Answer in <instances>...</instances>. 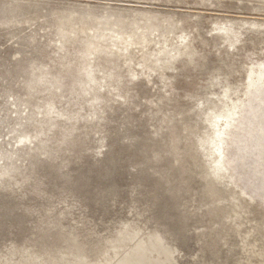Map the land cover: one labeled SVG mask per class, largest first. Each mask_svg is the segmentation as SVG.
I'll list each match as a JSON object with an SVG mask.
<instances>
[{
	"label": "rangeland",
	"instance_id": "1",
	"mask_svg": "<svg viewBox=\"0 0 264 264\" xmlns=\"http://www.w3.org/2000/svg\"><path fill=\"white\" fill-rule=\"evenodd\" d=\"M262 23L264 0H0V256L56 264L72 238L130 249L114 232L133 223L163 234L176 264H264ZM253 91L259 112L242 114ZM209 103L233 107L230 129ZM249 133V154L226 156L239 185L220 180L212 199L203 167ZM234 223L215 259L205 230Z\"/></svg>",
	"mask_w": 264,
	"mask_h": 264
},
{
	"label": "bare ground",
	"instance_id": "2",
	"mask_svg": "<svg viewBox=\"0 0 264 264\" xmlns=\"http://www.w3.org/2000/svg\"><path fill=\"white\" fill-rule=\"evenodd\" d=\"M254 24H256L255 22H252ZM263 25L260 27V28H263V31H264V23H262ZM254 27V26H253ZM136 37V36H135ZM137 39H134L133 37V41L132 42H136ZM125 42H127V40H125ZM257 92V91H256ZM255 95V92H251L249 93L248 95L246 96H242V99H241V102H240V112L243 114L244 111L246 109H251V111H253L254 114H256L255 112L258 111V106L253 108L250 106V101L251 99L254 97ZM246 99V100H245ZM250 100V101H249ZM255 102V101H254ZM263 103V102H262ZM212 104H207L206 107L209 109L208 111L211 112V115H219L221 113L222 115V127H224L225 123L224 121H227L229 123V120L231 119V109H233V107H231L230 111H227L226 113H222L220 111V108L221 107H216V109H213L212 107ZM251 107V108H250ZM264 108V107H263ZM263 110V109H262ZM261 110V111H262ZM259 112V111H258ZM252 114V113H251ZM260 114V113H259ZM240 115V114H239ZM257 116V115H256ZM262 120H260V118H258V120L260 121L261 123V132L256 136V138L251 135V133L248 134V137L246 138V140L244 141V143L242 142L241 145L237 144L238 141L237 139L234 140V139H231V138H228L223 141V143H225V151H221V153L219 154L220 157H222L223 161H220V157L218 158V156H215L213 158V160H216V163L214 165H209L207 167H203L205 168V173H202L204 176V180L206 181V187H205V190L207 193H210L212 199L213 197L216 196V193H215V189L219 187L220 185V180H223L226 179L228 180V182L226 184H231L232 186H235L237 187L239 184H236L240 181V176H242V172L239 176V174H237L238 170H236L237 168H242L243 167V164H237V163H234V160L233 158H228V160H226V156L228 157V152H230V150L232 149H235V150H238V151H242V152H247L246 154H249L248 153V150H250V148L248 149V142L249 141H256L257 145L259 147L262 146V148L264 149V123H263V120H264V111L262 113ZM239 120H238V123L237 125H235V129L236 131L238 130V132H240L242 130V126L243 124L247 123L245 122L246 121V117L245 115H241V117H238ZM248 118V116H247ZM251 120V119H250ZM254 120H251L249 121V123L251 125H254L255 122H253ZM237 122V120H236ZM230 124V123H229ZM207 127L210 129V132L212 131H215V127L211 126V124H208V122L206 123ZM229 126V125H228ZM231 128V124L230 126L228 127V129ZM227 130V129H225ZM255 138V139H254ZM219 139V140H217ZM224 139V134H218V136L216 138H214V143H213V146H216L217 144H219L221 142V140ZM254 139V140H253ZM260 140H261V145H260ZM260 149V148H259ZM261 149V150H263ZM234 151V150H233ZM232 151V152H233ZM225 153V155H224ZM245 154V153H244ZM246 157L249 156V155H245ZM170 158V156H168ZM199 158H201L199 156ZM218 158V160H217ZM224 158H225V163H224ZM239 166V167H238ZM245 167V166H244ZM202 168V169H203ZM244 169V168H243ZM240 170V169H239ZM242 170V169H241ZM197 171V170H196ZM198 171H200L198 169ZM203 172V171H201ZM200 172V173H201ZM194 173V172H193ZM196 173V172H195ZM186 175V174H185ZM193 175V174H192ZM200 176V174H199ZM189 177V176H188ZM209 178V179H208ZM202 179V178H201ZM219 179V180H218ZM211 184H213L211 186ZM242 180V179H241ZM209 182V183H208ZM214 182L218 183V185H216ZM185 183V182H184ZM222 185V183H221ZM225 186V185H224ZM224 186H222V188H224ZM230 186V185H229ZM203 187H204V183H203ZM222 188H220L222 190ZM229 188V187H227ZM240 188V186L238 187ZM184 189V188H183ZM230 191L231 189L233 188H229ZM243 189V188H242ZM241 189V190H242ZM264 189V187H263ZM182 190V189H181ZM216 191L218 192V190L216 189ZM223 191V190H222ZM264 191V190H263ZM228 192V191H227ZM226 192V193H227ZM238 192V191H237ZM204 193V192H203ZM220 193V192H219ZM221 193H224V192H221ZM225 193V194H226ZM229 193V192H228ZM244 193V192H243ZM230 194V193H229ZM233 194L236 195L235 197L232 196V194L230 195L233 200H236L237 202V198L239 199L240 197V191L239 193H235V191H233ZM228 195V194H227ZM225 195V198L226 196ZM242 195V194H241ZM244 195V194H243ZM205 196V195H204ZM207 196V195H206ZM205 196V197H206ZM221 196V194H220ZM239 196V197H238ZM250 196V195H249ZM247 197V195L245 196ZM253 197V196H252ZM251 197V198H252ZM218 198V197H217ZM230 198V199H232ZM242 198V197H240ZM250 198V197H248ZM247 198V199H248ZM212 199H211V202H212ZM216 199V198H215ZM223 199V198H222ZM228 198V200H230ZM245 199V198H244ZM209 200V199H208ZM218 200V199H216ZM215 200V201H216ZM226 200V199H225ZM200 201V200H199ZM214 201V200H213ZM219 201V200H218ZM242 201V200H241ZM244 201V200H243ZM253 201V200H252ZM203 202V201H202ZM210 202V204H211ZM221 202V200H220ZM224 202V201H223ZM227 203V201H225ZM225 202L223 203L225 205ZM232 202V201H231ZM257 202V201H256ZM215 202H213L214 204ZM241 203V202H240ZM254 203V202H253ZM238 204V203H236ZM235 204V205H236ZM243 204V203H242ZM249 204H252L249 202ZM262 204V202H261ZM223 205V206H224ZM216 206V205H215ZM221 207H223L222 205H220ZM231 206V205H230ZM239 206V205H238ZM243 206V205H242ZM255 206V205H254ZM256 206H261V205H256ZM213 207V206H212ZM218 207V206H217ZM237 207V206H235ZM264 207V206H263ZM225 208V207H224ZM230 208V207H229ZM258 208V207H257ZM238 209V208H237ZM261 209V208H260ZM211 210V208H210ZM232 210L234 211L235 209H233L232 207ZM264 210V209H263ZM225 211V209H224ZM229 211V210H228ZM236 211V210H235ZM218 213V212H217ZM230 213V212H229ZM226 214V213H225ZM215 216V215H214ZM219 216V215H218ZM217 217V215H216ZM221 218L222 219H228L227 216H224V215H221ZM219 219V218H217ZM232 219V217H231ZM240 219V218H239ZM224 221V220H223ZM236 221V220H235ZM241 221V220H240ZM220 222V221H219ZM217 223V222H216ZM223 223V222H222ZM262 223V222H261ZM225 224V222H224ZM228 224V222L226 223ZM236 224V225H235ZM218 226V224H217ZM222 226V225H221ZM233 227V232L231 231H228L225 232V230L223 229V231L220 233V234H217V235H212V232H213V228L210 230V227H209V231L208 230H205L207 231V235H208V238H218L217 239V243H216V246L218 248V251H215L214 253V257L215 259H218V260H222L224 261L226 259V256L225 258H223L221 256V248L223 247L222 244L225 242L224 240L228 239L231 235H234V231L236 232V229H239V226L240 225H237V223H234V225H229V227L232 229ZM244 226V225H243ZM258 226H261V225H258ZM263 227V226H262ZM260 227V228H262ZM216 228V227H215ZM218 228V227H217ZM140 227L137 226L136 224H133V223H129V224H124V225H121L120 228H117V231L118 233L115 235H118L121 239V242H129L130 244H133V248H130V249H126L125 246H120V247H114V249L112 251H107L106 250V243H107V240L105 241L104 244H101V245H104V247L100 246L97 248V249H92V247H90L91 249L88 250L87 246L83 245L81 243V245H78L76 244L74 241H76V239L72 238V240H66L65 244L62 245V247L60 246V250H55L54 248L53 249V252L54 253H58L59 257L57 260L58 263L56 264H176L175 263V260H174V251L172 252L171 248H169L165 243L164 241L162 240V238L157 235V234H149V235H146L145 237H142L141 238V235H139L140 233ZM222 229V228H221ZM259 229V228H258ZM245 230V229H244ZM242 230L241 231V235H246L249 231H250V228H247L245 231ZM204 231V232H205ZM240 231V229H239ZM229 232V233H228ZM259 234H260V237L261 238H258V241L261 245L264 244V231H262L261 229L258 230ZM238 233V232H237ZM250 235V234H249ZM74 236V235H73ZM239 236V235H238ZM248 236V235H247ZM246 236V237H247ZM259 236V235H258ZM207 238V239H208ZM236 240V244H237V238L235 239ZM259 244V245H260ZM122 245V243H121ZM213 245V244H212ZM93 246V245H92ZM95 246V245H94ZM225 248V247H224ZM237 248L235 246L234 249H236L237 251ZM204 249V248H203ZM202 249V250H203ZM206 249V248H205ZM208 249V248H207ZM255 249H258V247ZM245 250V249H244ZM205 251V250H204ZM243 252V251H242ZM241 252V253H242ZM249 252V251H248ZM245 253V252H244ZM248 254V253H246ZM251 254V253H250ZM16 254H12L10 256H0V264H46L47 262L45 260H43L40 256L36 255V252H29V251H26V252H23V254L21 255H24L22 259H19V260H15V258L13 256H15ZM206 256V254H205ZM223 256H224V253H223ZM257 256L258 255V252H257ZM107 257V258H105ZM247 257L249 258V256L247 255ZM254 257V256H252ZM251 257V258H252ZM221 258V259H220ZM223 258V259H222ZM258 258V257H257ZM255 259V258H254ZM228 260V259H227ZM226 260V262H227ZM242 261V260H241ZM251 262V261H250ZM259 262V261H258ZM239 263V262H238ZM242 264V263H240ZM248 264V263H247Z\"/></svg>",
	"mask_w": 264,
	"mask_h": 264
},
{
	"label": "water",
	"instance_id": "3",
	"mask_svg": "<svg viewBox=\"0 0 264 264\" xmlns=\"http://www.w3.org/2000/svg\"><path fill=\"white\" fill-rule=\"evenodd\" d=\"M209 179V178H208ZM209 182H210V180H209ZM208 182V183H209ZM216 185H218V183H216V182H214ZM210 184H211V182H210ZM213 184H211V186H212ZM147 230L149 231V232H151L152 231V229H150V228H147ZM149 232H147V233H149ZM159 235H161V237H162V235L163 234H161L160 232H157ZM167 237V236H166ZM176 252V251H175Z\"/></svg>",
	"mask_w": 264,
	"mask_h": 264
}]
</instances>
